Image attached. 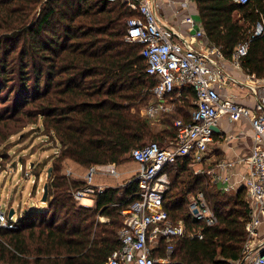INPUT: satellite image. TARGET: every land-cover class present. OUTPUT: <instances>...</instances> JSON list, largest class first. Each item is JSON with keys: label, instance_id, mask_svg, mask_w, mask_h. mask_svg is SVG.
<instances>
[{"label": "trees", "instance_id": "16d2710c", "mask_svg": "<svg viewBox=\"0 0 264 264\" xmlns=\"http://www.w3.org/2000/svg\"><path fill=\"white\" fill-rule=\"evenodd\" d=\"M195 2L209 41L222 47L227 59L264 16V0L244 6L232 0ZM40 4L39 17L32 18ZM136 17L139 13L125 4L105 0H0V104L3 96L11 99L0 109V145L25 123L42 118L63 147L51 174L48 210L20 218L17 230L0 229V264H106L119 250L120 212L138 199L137 184L109 188L86 208L73 197L84 183L62 170L65 160L86 169L122 165L134 149L152 142L165 147L176 137L173 125L154 136L151 121L137 112L152 99L157 82L147 75L142 47L125 40L128 22ZM243 69L264 78V36L252 42ZM173 97L183 103L162 119L189 122L195 93ZM150 138L155 141L147 143ZM192 166L183 159L169 172L164 209L173 222L200 228L188 196L203 192L218 223L202 227L203 240L179 241L173 263L235 264L247 239L246 190L228 197L206 175L194 174ZM163 255V249L157 253Z\"/></svg>", "mask_w": 264, "mask_h": 264}, {"label": "built area", "instance_id": "2783aa9c", "mask_svg": "<svg viewBox=\"0 0 264 264\" xmlns=\"http://www.w3.org/2000/svg\"><path fill=\"white\" fill-rule=\"evenodd\" d=\"M48 1L43 0V3ZM105 1L123 3L130 11L139 13V17L128 22L125 40L142 47L140 55L147 64V75L157 82L152 90V99L140 108L141 116L151 122L161 120L173 114L167 100L175 92L192 90L196 95L191 120L174 122L176 137L172 142L165 147L152 142L131 152V159L140 168L125 185L137 184L135 196L138 199L120 212L123 219L119 232L121 245L106 264H174L172 256L179 241L186 238L203 240L202 227L217 225V215L203 192L188 202L192 220L200 228L189 229L183 221L175 223L165 211V195L171 190L169 172L183 159H190L193 166H201L196 174L206 175L211 183L222 185L224 193H236L245 188L250 217L245 226L247 239L241 259L235 264H264V256H261L264 249L253 254L255 247L264 239V78L258 79L251 88L258 99L254 107L238 103L226 93L231 86L238 87L230 65L234 70L244 71L243 63L252 42L264 36V16L260 14L249 38L239 44L227 59L222 47L209 41L197 19L195 0ZM232 1L242 6L251 2ZM223 117L233 123L245 121L252 129L253 147L250 154L239 161L244 173L234 183L231 176L220 174V171L236 166L234 163L220 162L210 169L203 167L209 146L214 141V128ZM56 143L55 153L60 155L63 147L58 141ZM98 169L103 175L120 177L114 164L93 166L83 178H77L72 169L65 172L69 179L84 183V187L73 192L77 204L83 206L82 202L89 200L93 203L92 208L96 197L109 189L94 184ZM16 216L14 214L10 218L0 211V229L17 230ZM99 221L104 223L106 218L99 217ZM162 249L163 257H157Z\"/></svg>", "mask_w": 264, "mask_h": 264}, {"label": "rangeland", "instance_id": "374dc122", "mask_svg": "<svg viewBox=\"0 0 264 264\" xmlns=\"http://www.w3.org/2000/svg\"><path fill=\"white\" fill-rule=\"evenodd\" d=\"M43 8L42 4H40L33 13L32 18L39 17ZM2 98L4 103L0 104V109L11 104V99H8V95ZM6 100L10 101L6 103ZM190 101L194 103L193 99H190ZM139 109L137 110L138 113L141 112ZM173 121L165 118L151 122L153 135L158 136L163 131L169 130L171 128L170 125L174 127ZM152 141L155 140L150 138L147 143ZM56 142L54 134L44 128L43 119L37 118L33 123L22 125L18 133L10 136L7 141L0 145V211H4L7 216H10L11 211H14V214L17 215L15 219L19 220L20 218H25L28 214L48 210V202H43L45 185L50 184V180L47 179V173L56 164V160L63 150L60 151V155H56L55 152L58 146ZM68 169L74 170L75 174H85L87 172L83 168L76 166L73 161L65 160L62 174H65ZM138 169L137 163L130 158L128 162L117 165V170L121 175L120 179H112L110 176L102 175L100 173L101 169H98L94 184L109 183L117 186L125 181V185ZM190 170L195 174L198 167L192 166ZM209 181L211 182L210 179ZM234 194L236 193L227 194L226 196L230 197L234 196ZM194 196L196 195L194 194ZM49 198L50 200L52 199L48 191V200ZM91 203V201L85 200L82 205L91 208V206H86ZM262 230L264 232V226ZM263 249L264 239L255 247L253 254L259 253Z\"/></svg>", "mask_w": 264, "mask_h": 264}, {"label": "crops", "instance_id": "0c3cea01", "mask_svg": "<svg viewBox=\"0 0 264 264\" xmlns=\"http://www.w3.org/2000/svg\"><path fill=\"white\" fill-rule=\"evenodd\" d=\"M230 70H232L233 77L235 78V81L238 83V87L231 86L230 88H228L226 90L227 95L234 98V100H236L238 103L244 104L248 107H254L258 99H257V95L251 92V88L254 85H256V81L258 80V78H254L252 75L250 76V78H247V76H249L248 72L246 71L240 72L238 70H234L231 67V65H230ZM167 101L174 110L173 114L176 113L177 106L183 103L181 100H175L173 96L169 97ZM217 128L220 131L219 133H215L214 135V141L209 146V153L206 157L203 167L205 169H210V168H214L220 162L234 163L236 166H233L231 169L220 171V174L226 177L231 176L232 183L237 182L239 180L240 175L244 173L243 168L238 163L241 159H243L244 157L250 154L251 149L253 147V139H252V131H251L252 129L250 125L247 124L245 121L233 123L227 117H223L220 120ZM74 164L80 168H83L75 162ZM195 167H198V170L201 168V166H195ZM83 169L86 171L88 170L86 168ZM138 171L139 169L137 170V172ZM86 173L75 174V176H77V178H83L86 175ZM110 178L116 179L113 177ZM118 179H120V177ZM124 182H122L121 185H117V186L111 185L109 183H100L95 185L106 186L108 188H116L123 186ZM214 185L221 190L222 185L220 184L217 185L214 184ZM193 197L194 195H189L188 202L191 201ZM91 205L93 206V203H91L88 206Z\"/></svg>", "mask_w": 264, "mask_h": 264}, {"label": "water", "instance_id": "95a60500", "mask_svg": "<svg viewBox=\"0 0 264 264\" xmlns=\"http://www.w3.org/2000/svg\"><path fill=\"white\" fill-rule=\"evenodd\" d=\"M214 131H215V133H219L220 130H219L217 127H215V128H214ZM52 171H53V168H50V169L48 170V173H47V179H48V180L51 179ZM48 191H49V185L46 184V185H45V188H44V196H43V202H45V203H46L47 200H48ZM13 216H14V211H11V213H10V218H12ZM261 256H264V252L261 253ZM242 264H244V262H243Z\"/></svg>", "mask_w": 264, "mask_h": 264}]
</instances>
